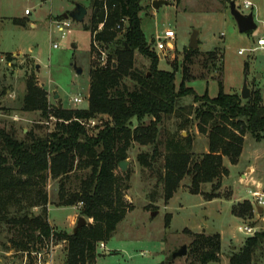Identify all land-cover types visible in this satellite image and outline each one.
Instances as JSON below:
<instances>
[{
    "label": "rangeland",
    "instance_id": "obj_1",
    "mask_svg": "<svg viewBox=\"0 0 264 264\" xmlns=\"http://www.w3.org/2000/svg\"><path fill=\"white\" fill-rule=\"evenodd\" d=\"M153 1L141 2L142 30L160 59L159 69L174 72L177 91L184 84L186 88L193 89L195 96L208 95L213 99L222 90L241 97L247 78L252 90H261L264 104V52L252 51L257 47V41L264 37V0H248L254 5L250 9L245 8L247 0H167L170 4L159 9L153 8ZM231 2H235L237 9L244 14L254 13L257 29L247 33L239 31L231 13ZM78 4L88 9V15L84 23L69 19L70 27L65 28L63 38L58 25L65 20L62 17L70 14ZM26 10L30 11L29 15H26ZM92 14L90 0H0V53L10 56L0 63L1 129L14 133L21 140L30 131L44 137L55 130V118L45 119L40 112L23 111L22 99L29 80H34L46 90L51 108L88 107L91 69L100 64L101 51L105 53V61L107 54L113 52L112 45L106 50L95 44L96 50H92V33L86 29ZM15 20L24 25L15 24ZM102 29L103 26L99 30ZM167 30L175 32L176 38L171 42L174 50L161 58L155 44L157 37L163 36ZM195 30L200 32L199 47L192 55V62L186 63L192 78L184 81V58L192 50L189 45ZM240 51L243 53L240 54ZM134 60L136 70L149 73L150 59L136 51ZM76 67L81 69V74L77 73ZM77 96L84 98L82 104L73 102ZM192 104V95L180 101L181 107L189 108ZM185 117L174 114L165 117L159 124V155L152 167L143 165L139 157L151 156L155 147L133 143L127 158V171L116 170L126 215L112 239L104 242L107 249L101 250L98 246L95 264H198L196 258L189 255L173 260V254L184 245L190 250L192 234L200 233L221 235L220 261L210 264H230L231 255L244 246L247 238L264 232V216L255 209L256 200L251 193L264 189V141L258 142L250 134L246 136L238 167H233L225 158L228 174L220 178L218 191H213L212 185L207 184L195 195L191 177H186L174 197L169 201L165 199L160 172L165 174L164 166L173 137L190 134L193 153L197 157L208 149V137L199 132L197 121L193 120L188 130L180 131ZM150 121L147 119L145 122L149 124ZM110 122L108 116L99 117L96 125L87 129L90 134H97L105 123ZM137 124L134 120L133 126ZM253 159L257 160V171L250 176L252 171L249 169L246 172L245 168L254 162ZM88 173L76 170L67 182L66 190L72 192L77 189L80 180ZM248 177L261 182L254 184L246 181ZM42 188L50 197V223L71 232L82 216L81 205L59 206L60 182L49 176ZM212 193L217 197L208 201L206 194ZM244 202L253 206V216L245 219L234 216L233 208ZM40 211L32 210L35 213ZM153 212H158L155 217H152ZM86 219L93 223L92 219ZM241 226L253 227V234L240 233ZM66 247L67 242L55 241L46 264H66ZM0 264H35V256L31 252L21 254L11 249L7 233L0 229ZM252 264H264V246L257 250Z\"/></svg>",
    "mask_w": 264,
    "mask_h": 264
},
{
    "label": "trees",
    "instance_id": "obj_2",
    "mask_svg": "<svg viewBox=\"0 0 264 264\" xmlns=\"http://www.w3.org/2000/svg\"><path fill=\"white\" fill-rule=\"evenodd\" d=\"M141 2L90 0L93 14L86 29L92 33V50H96L95 44L106 50L112 45L113 52L107 54L105 64L99 60L100 64L91 69L86 109L51 108L46 90L29 80L22 99L23 111L40 112L45 119L55 118V130L44 137L30 131L21 140L0 128V229L7 233L11 249L18 253H33L49 248L52 241H66V264H95L99 244L112 239L126 215L116 174L118 165L127 160L132 144L138 143L155 147L151 156L139 157L143 165L152 167L159 155V124L165 117L186 116L180 124L181 132L188 130L195 120L199 132L208 137V152L201 157L193 153L190 134L173 137L165 174L160 172L167 201L174 197L186 177H191L195 195L207 184L218 191L220 178L228 174L225 158L233 165L238 163L248 134L258 142L264 141L260 89H251L248 100L222 90L213 99L208 95L195 96L193 89L184 84L177 91L174 72L159 69L160 59L142 30ZM15 24L24 25L20 20H15ZM101 26L103 29L99 30ZM136 51L150 59L149 73L135 69ZM196 52L197 49L189 50L185 55L184 81L192 78L186 63L192 62ZM189 95L194 96V104L181 107V99ZM103 116H108L111 122L105 123L97 134H90L82 124ZM147 119L151 120L149 124L145 122ZM76 170L89 173L80 180L77 189L69 192L66 185ZM48 176L60 182L58 205L82 204L81 215L92 219V225L73 234L50 223V197L42 188ZM216 197L214 193L206 194L208 201ZM33 209L41 211L35 213ZM232 213L242 219L252 217L253 206L244 202L234 207ZM192 236L188 255L196 258V263L220 261L219 233ZM263 246L264 232L247 238L244 246L231 255L230 264H252L255 253Z\"/></svg>",
    "mask_w": 264,
    "mask_h": 264
},
{
    "label": "water",
    "instance_id": "obj_3",
    "mask_svg": "<svg viewBox=\"0 0 264 264\" xmlns=\"http://www.w3.org/2000/svg\"><path fill=\"white\" fill-rule=\"evenodd\" d=\"M169 4L170 3L167 0H154L152 2V6L154 9H159L161 6L169 5ZM231 13L234 16V18L236 19L239 31L241 33H247V32H250V31L257 29V24L255 22L253 13H250L248 15L241 13L237 9L235 2H231ZM87 14H88L87 9L84 6L78 4V5H76L75 9L70 14H66L64 16V19H66V20L71 19L77 23H84ZM199 34H200V32L198 30H195L193 32V34L191 36V40H190V45H189L190 49L195 50L199 47ZM74 47H76V46L74 45ZM76 71L78 74L82 73L81 69H79L77 67H76ZM251 94H252V90L249 87V83H248L247 78H245L243 88H242V92H241L242 100H248L251 97ZM58 97L59 96L57 95L56 98H58ZM128 165H129V161L124 160V161L119 163L118 168L120 170H122L123 172H125L128 169ZM256 210H257L258 214H261L264 216V208L263 207L257 206ZM157 213L158 212H153L152 217H155L157 215ZM88 225H92V222H88L85 217L81 216L78 218L76 226L73 227L72 233L77 234L79 232V230H81L83 227L88 226ZM187 255H188V246L184 245L177 252H175L173 254V260H175L177 258L185 257Z\"/></svg>",
    "mask_w": 264,
    "mask_h": 264
},
{
    "label": "built area",
    "instance_id": "obj_4",
    "mask_svg": "<svg viewBox=\"0 0 264 264\" xmlns=\"http://www.w3.org/2000/svg\"><path fill=\"white\" fill-rule=\"evenodd\" d=\"M252 6V4L250 2H246L245 3V7L246 8H250ZM26 15L30 14L29 10H26ZM62 22L59 23L58 25V30L63 33L62 37H65V28L66 27H70V22L69 20H61ZM118 28H120V25H118ZM176 38L175 32L172 30H167L163 36H158L157 37V41L155 44V48L161 52L163 54V56H168L169 53L174 50L173 46L171 45V42H173ZM57 47V46H55ZM257 50H261L264 52V38H260L257 41V47L253 48L252 51H257ZM240 54L243 53V51L239 52ZM101 63L105 64V58H103L105 56V53L101 51ZM104 55V56H103ZM5 60H7V58L5 56H3V54L0 53V63L4 62ZM76 105L82 104L84 102V98L77 96L74 101H73ZM83 125H85L86 127H91L96 125V119H91L89 121H84L82 122ZM253 197H255L256 200V205H255V209L257 206H261L264 208V189H259L256 191L251 192ZM82 205V204H79ZM239 232L240 233H244V234H253L254 232V228L253 227H249V226H241L239 227ZM64 243H66V241H64ZM54 245V242L52 241L49 248L47 249H43L41 251H37V252H33L32 254L35 256V264H46V262H48V257L50 256V252L52 250V247ZM99 249L104 250L105 249V243L101 242L99 244ZM48 264V263H47Z\"/></svg>",
    "mask_w": 264,
    "mask_h": 264
},
{
    "label": "crops",
    "instance_id": "obj_5",
    "mask_svg": "<svg viewBox=\"0 0 264 264\" xmlns=\"http://www.w3.org/2000/svg\"><path fill=\"white\" fill-rule=\"evenodd\" d=\"M49 1V0H48ZM47 2V1H46ZM245 2H250L251 4H252V2L251 1H245ZM237 7V6H236ZM252 7H254V5L252 4V6L250 7V8H252ZM246 8V7H245ZM250 8H246V9H250ZM87 11H88V9H87ZM242 13V12H241ZM244 14V13H243ZM250 14V13H249ZM88 15V14H87ZM245 15H248V14H245ZM253 15H254V13H253ZM62 19H64V17H62ZM254 19H255V15H254ZM257 24V23H256ZM258 27V26H257ZM264 38V37H263ZM174 48V47H173ZM156 49V48H155ZM255 52V51H254ZM159 56L161 57V58H164V56H163V54L160 52V54H159ZM206 152H208V149H206ZM256 159H258V157L256 158ZM256 159H253L254 160V162H251L250 163V165H249V167H246L245 168V171L247 172L249 169L252 171V174L250 175V176H252L256 171H257V165H255V163L257 162V160ZM239 163H240V160L238 161V163L237 164H231L233 167H238L239 166ZM247 177V176H246ZM241 178H245V176H241ZM246 181H251L252 183H254V184H256L257 182H261L260 181V179H252V180H249V177L248 178H246ZM260 185V184H259ZM72 218H74V216L73 217H71V220H72ZM53 225V224H52ZM105 249H107V244L105 243ZM104 249V250H105Z\"/></svg>",
    "mask_w": 264,
    "mask_h": 264
}]
</instances>
